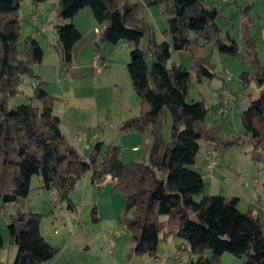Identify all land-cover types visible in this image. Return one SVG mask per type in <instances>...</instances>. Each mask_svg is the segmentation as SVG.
<instances>
[{
	"label": "trees",
	"instance_id": "16d2710c",
	"mask_svg": "<svg viewBox=\"0 0 264 264\" xmlns=\"http://www.w3.org/2000/svg\"><path fill=\"white\" fill-rule=\"evenodd\" d=\"M23 1L0 0V202L27 198L33 190V178L38 176L42 188L56 189L60 204L75 213L70 192L77 182L89 172L93 183L110 175L115 179L113 191L121 192L126 201L123 223L132 233L131 256L158 259L160 241L173 236L186 241L182 244L191 264H221L226 253L241 258L240 264H264L260 216L253 209H240L236 196L205 194L204 176L194 168L201 140L213 142L223 151L249 144L252 158L264 163V65L257 52L259 36L252 33L255 24L243 25L239 41L218 23L220 10L208 0H144L147 5L172 4L165 39L159 42L152 23L137 17L139 5L130 0L58 1L55 48L65 66L71 64L73 48L82 37L74 19L85 8L104 25L98 44L132 45L127 69L141 113L120 128L140 133L151 130L153 143L148 161L125 162L117 144L105 147L97 142L85 157L67 139L60 117L54 114L57 98L49 94L46 82L35 72L45 56L43 47L34 37L21 38L19 11ZM239 5L244 12L251 7ZM145 37L147 48L143 46ZM209 44L222 56L251 63L253 70H244L241 81L245 87L255 82L259 92L241 112L244 131L228 140L221 137V126L207 125L209 107L205 102L190 101L193 73L199 80L216 75L211 54L192 55L190 67L181 62L169 65L174 52ZM100 57L105 59L102 53ZM26 84L32 87L28 102L10 106L11 97L23 94ZM165 108L172 117L169 139L163 127ZM6 176L11 179L10 187L1 192ZM91 213L97 221L96 209ZM161 216L166 220H160ZM42 217L29 210L8 216L11 243L17 247L12 264H43L59 253L60 248L41 233ZM172 223L176 226L168 229ZM3 243L0 231V247Z\"/></svg>",
	"mask_w": 264,
	"mask_h": 264
},
{
	"label": "rangeland",
	"instance_id": "374dc122",
	"mask_svg": "<svg viewBox=\"0 0 264 264\" xmlns=\"http://www.w3.org/2000/svg\"><path fill=\"white\" fill-rule=\"evenodd\" d=\"M58 1L46 0L45 2L34 3L32 0H24L21 3L19 19L22 41L26 37L31 36L38 39L43 47L46 56L45 63L41 65L51 69L56 64H61L58 78H51V81L49 78L48 80L42 78L46 82L45 88L49 94L57 98L54 103V114L60 117L64 134L69 141L73 140L79 132L88 136L83 139L85 141L88 138V141H90L89 146L85 147L83 145L82 151L85 154L82 153V155L85 157L89 156L92 150L89 148L97 143L95 139L98 138L96 141L103 142L105 147L110 144L119 145L122 149L123 161L125 162L148 161L150 151L143 145V135L147 134V136L150 135L152 137L151 130L140 133L126 132L120 128L126 121L139 116L141 113V102L133 88L127 69L132 45L127 42H120L118 45L104 42L98 44V40L95 39L96 32L94 27L97 26L102 29L104 25L98 23L93 17L91 10L87 8L90 14L87 11H81L75 17L74 22L84 34V42L80 43L79 46L88 43L89 46L86 44L88 49L84 51V56H80L79 59H77V51H75L74 62L72 59L71 64L65 66L61 63L55 48L58 36L55 35L57 39L53 42L51 31L48 34L50 35L48 39L44 41L43 36L45 34L39 36L32 21L33 9H42V19H46V16L56 9ZM130 1L139 5L137 17L151 22L154 26L156 39L162 42L165 39L163 32L168 29V18L171 16V12L168 9L172 4L147 5L144 0ZM208 1L209 4L220 10L221 14L218 18V23L224 26L239 41L242 38L243 25L251 23V21L255 24L252 28V33H257L259 36L257 52L264 65V0ZM239 3L251 7L247 12H244ZM169 38L170 40L172 39L171 36ZM143 46L145 48L148 47L147 37L143 40ZM21 49H24V45H21ZM205 49L201 50L197 55L211 54V60L214 65L213 70L216 75L212 79L203 78L199 80L197 75L193 73L190 83V101H204L206 106L209 107L206 117L207 125L211 128L221 126V137L224 140L232 139L244 131L241 117V109L245 105L244 102L250 100L251 97H254V99L258 97L259 92L255 82L245 87L241 81L242 72L244 70L252 71L253 67L251 63H243L240 58L235 56H222L217 51H214L215 53L213 54L212 45L210 44ZM96 52L102 53L104 56L107 55L105 60L108 63V67H103V73L101 74L97 73L96 68L92 65L91 59ZM243 54L246 56L245 52ZM191 56L192 53L190 51H184L183 53L174 52L169 65L181 62L185 66L190 67ZM58 57L59 61L57 63ZM102 62H100V66ZM149 63H151V59H149ZM41 65L37 64L35 66V72L39 75L42 73ZM110 67L111 69H109ZM223 68H225V72H223ZM222 78L228 83L229 89L238 98L237 106L232 107L233 102L229 104L232 111L231 113L229 112L228 121L225 119L226 115L224 117L221 113L222 109L226 107L223 106L221 96L218 94ZM22 89L24 91L23 94L11 97L9 100L10 106L28 102L27 94L31 93L32 87L26 84L22 86ZM34 105L41 106V103L34 101ZM233 110H237V112ZM163 116L165 136L169 139L172 117L167 108L164 109ZM239 128L241 132H239ZM136 146L140 149L138 152L133 150ZM250 147L249 144L233 146L224 150V152H227L226 157H232V165L235 166L237 165L235 164L236 160L239 158L238 154L240 152L244 153L245 150L247 152ZM218 149L220 152L223 151L220 147ZM84 178L78 182V186L74 190L73 198L77 211L74 213L69 210L70 214H73L72 217L76 220L73 221L75 224L73 226L74 229L66 227V230L62 229L65 232L61 231L60 234L54 233L56 226L52 223L50 205L45 194L42 191H37L38 189L34 187L38 180L36 176L32 182L33 190L30 192L29 197L18 199L17 207L14 206L15 203L4 204L0 202V231L4 240L3 245L0 247V262L12 264L17 254V247L11 243V223L8 216L17 213L19 211L18 206L21 204L27 205L31 209L30 211L44 213L41 220V229H43V232L53 245L60 248L59 253L48 264H133L136 258L144 256H131L132 233L123 223V215L126 208V205L125 208H122V203L126 202L123 194L114 192L112 187L111 192L113 193V208L115 211L113 217L106 218L103 215L102 218L100 217L101 220L94 221L91 213L94 204L91 200H93L95 195L88 192V187L84 184ZM10 180V177L6 176L2 190L4 188L9 190ZM93 190H97L96 184ZM35 199L40 200L42 205L37 204L39 207L34 209L32 207H37L34 203ZM166 218V216H161L160 220L164 221ZM77 220L80 223H77ZM175 226V223H172L168 229H172ZM85 239L87 240L86 242L84 241ZM180 243H186V241L173 236H170L167 240H161L158 245V256L162 258L173 257V251L176 245ZM86 244L89 245L87 249L85 247ZM144 258L149 260L150 257L146 256ZM240 263L241 258L231 253H226L222 257L221 264ZM158 264L161 263L159 262ZM166 264L175 263L170 261ZM185 264L191 263L189 261Z\"/></svg>",
	"mask_w": 264,
	"mask_h": 264
},
{
	"label": "crops",
	"instance_id": "0c3cea01",
	"mask_svg": "<svg viewBox=\"0 0 264 264\" xmlns=\"http://www.w3.org/2000/svg\"><path fill=\"white\" fill-rule=\"evenodd\" d=\"M33 10L34 11H32V13L34 15H32V21H33V26L37 30V34L39 36H42L45 34L43 36V38H44V41H46L48 39V37L50 36V35H48L49 32L52 31L51 37H52V40L54 42L57 39V38H55V35H57V31H56V27H55V25H56L55 23L57 22L56 15H55L56 9L51 14H48V15L45 14V15H47L46 19H42V17H43L42 16V12H43L42 9L36 8ZM82 11H87V13L90 14V12H88L87 8L83 9ZM33 16L36 17V21L33 18ZM51 22H53V23H51ZM78 28H79V26H78ZM94 29L96 32L95 39L98 40L99 35H100V29L97 26H95ZM83 39H84V34L82 33L81 39L75 44V46L73 48V56H72L73 62H74L75 51H77L76 57H77V59H79L80 56L81 57L84 56V51H86V49H88L87 48V46H89L88 43H86L87 46L85 43L83 45L81 44L79 46L80 43L84 42ZM207 46L205 45V46H200V47H193L191 50H188V51H190L192 53V55H197L200 53L201 50H204ZM212 52H213V54L215 53L214 51H212ZM45 56H44L42 63H40L39 65L45 63ZM57 56H58V54H57ZM105 56H107V55H105ZM101 59L102 58L100 57L99 52H96V54L91 59L92 65L96 68V71L99 74L103 73V67H108L107 61L105 59L104 60L103 59L101 60ZM91 60L89 59V61H91ZM58 61H59V57L57 58V63H58ZM101 61H103V62H102V65L100 66ZM41 66H42V68H40V69L42 70L43 75H42V73L40 75L43 78H45L46 80H48V78H49L50 81L52 80L51 78H58L60 71H61V64L58 63L55 66H53L51 69L48 67H45L43 65H41ZM109 69H111V67ZM223 72H225V68H223ZM224 74H226V73H224ZM47 76H49V77H47ZM224 86L228 87L229 85L222 78V84L219 87V91H218L219 95L221 94L220 91ZM252 99H254V97H251L250 100L244 102L245 105L242 107L241 112L249 105V103ZM237 100H238V98L236 99L235 102L232 103V107H235L238 105ZM226 108H223L221 113L223 114L224 117L226 115L225 119H226V121H228L229 114L231 113L232 109L230 107H226ZM233 111L237 112V110H233ZM237 130H238V128H237ZM239 132H241L240 128H239ZM82 135H84V133L79 132L78 134L75 135L73 140L72 139L70 140V142L75 147H77V149L79 151H81V153L85 154V152L82 151L84 148L83 145H85V147L89 146L90 141H88L89 140L88 138H87V140L84 141ZM85 136H87V135H85ZM143 137H144L143 145L147 148L148 151H150L151 147H152V143H153V138L150 135L147 136V134L143 135ZM96 140H98V138L95 139V142H98ZM200 143H201L200 151L197 154V158H196V162L194 164V168L197 171L201 172L204 176L205 183H206L204 193L210 194V195L222 194L225 196H236L239 198V208L240 209H242V210L253 209V211L260 216V218L262 219V221L264 223V163L259 162V161H255L252 158V156L249 154V151L251 150V147H250L247 152L245 150L244 153L240 152L238 154L239 158L236 160V163H235L237 165L233 166L232 165L233 164L232 157H229V158L226 157L227 152H224V151L220 152L218 147L213 142L201 140ZM92 148H93V145L89 149L91 150ZM134 148H133V150H134ZM214 148L217 149V151H218L217 164L214 166L213 169L210 170L208 168L209 159H208L207 153H208V150L214 149ZM139 150L140 149L134 150V151L138 152ZM36 177L38 180H37V183L34 187H36L38 189L37 191H42L45 194L46 199L50 205V212H51L50 214H51V218L53 219L52 223H53V225L56 226V228L54 229V233L60 234L62 229L66 230V227L69 229H70V227H72V229H74L73 226L75 224L73 221L75 219L72 217L73 214H70L69 210H67L65 208V206L62 204H59L56 207L54 205H52L48 200V191L49 190L45 191L42 188V185H43L42 179L38 176H36ZM83 177H85L84 178L85 179L84 184L88 187V192L95 195V197L93 198V200H91V202H93V204H94L93 208L96 209L98 219L101 220L103 215L106 218L113 217V213L115 211L113 208L114 207L113 197H112L113 193L111 192V189L115 184V179H113L112 176L107 175L104 178H102L101 180H98L95 183H93L92 175L90 172L87 173ZM81 179L78 182H80ZM255 179L259 180L258 190L253 185ZM33 180H34V178H33ZM78 182H77L75 188L78 186ZM95 184L97 186L96 191L93 190ZM89 185H90V188H89ZM98 185H100V186H98ZM75 188L70 192V196H71V199L73 202H74L73 195H74ZM5 190H7V189H5V188L3 190L1 189V192H4ZM29 195H30V193H29ZM29 195H28V197H29ZM14 203H15L14 206L17 207L18 200ZM34 203H35V206H37V204L40 206L42 205L40 203V200L35 199ZM125 205H126V202H124V204L122 203V208L123 207L125 208ZM38 207L39 206L32 207V208L35 209ZM18 210L19 211L20 210H29L30 211L31 209H29V207H27V205L25 206V205L21 204L18 206ZM36 212L44 214L40 211H36ZM77 223H80V221L77 220ZM62 232H65V231H62ZM41 233L51 244H53L47 238V236L43 232V229H41ZM84 241L86 242L87 240L85 239ZM85 247L87 249V248H89V245L86 244ZM173 252H174L173 257H163V258L159 257L158 259H153L148 255L140 256L141 258L140 257L136 258L133 264H155V263L158 264L159 262L161 264H166L170 261H173L175 264H177L175 261V257L178 254L187 253L185 250V244H182V243L177 244ZM146 256L150 257L149 260L147 258H144ZM14 259H15V257H14ZM50 261H53V260H50ZM187 262H189V261H187ZM187 262H184L183 264H185ZM48 263H51V262L47 261L44 264H48Z\"/></svg>",
	"mask_w": 264,
	"mask_h": 264
},
{
	"label": "built area",
	"instance_id": "2783aa9c",
	"mask_svg": "<svg viewBox=\"0 0 264 264\" xmlns=\"http://www.w3.org/2000/svg\"><path fill=\"white\" fill-rule=\"evenodd\" d=\"M33 18L36 21V17L33 16ZM220 95H221V101H222V104H223L224 107H229V104L231 102H235L236 99H237L236 95L234 93H232V91L227 86H224L221 89V94ZM82 136H83V139H86L85 134L82 135ZM138 149H139L138 147L134 148V150H138ZM207 154H208V159H209L208 168L211 170L217 164L218 151L215 148L214 149H210V150H208ZM258 184H259V180L255 179L253 185L257 188V190H258ZM48 200L55 207L60 204L59 196H58V193H57L56 189L52 188V189H50L48 191ZM175 261H176L177 264H183L184 262L189 261V256H188L187 253L178 254L175 257Z\"/></svg>",
	"mask_w": 264,
	"mask_h": 264
}]
</instances>
